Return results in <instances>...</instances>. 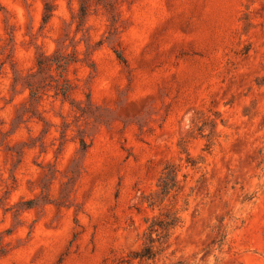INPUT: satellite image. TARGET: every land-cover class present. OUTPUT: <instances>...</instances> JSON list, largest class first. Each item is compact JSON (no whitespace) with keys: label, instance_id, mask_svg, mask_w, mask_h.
<instances>
[{"label":"rangeland","instance_id":"rangeland-1","mask_svg":"<svg viewBox=\"0 0 264 264\" xmlns=\"http://www.w3.org/2000/svg\"><path fill=\"white\" fill-rule=\"evenodd\" d=\"M189 248L264 264V0H0V264Z\"/></svg>","mask_w":264,"mask_h":264},{"label":"clouds","instance_id":"clouds-1","mask_svg":"<svg viewBox=\"0 0 264 264\" xmlns=\"http://www.w3.org/2000/svg\"><path fill=\"white\" fill-rule=\"evenodd\" d=\"M184 127H185V129H188L190 127V125L187 122H185ZM133 203H135V201H133ZM211 223L215 224V221L213 220ZM210 231H211V228H209L204 233V235H201L200 237H198V239L202 241L204 239V236H206L208 234V232H210ZM152 236H153V239L158 238L160 236L159 230H157L155 233H153ZM140 242L141 241L138 239L137 234L134 233L132 238L128 241L129 247L125 250V254H127V252H129V251H131V252L137 251L139 249V243ZM169 243H171V240L169 241ZM192 252H193V249L189 248V249H187V251L181 253V255H183L187 259L188 264H201L200 255H203V253H199L198 255L195 256V258L189 259V257H191V255H192ZM213 255L215 256L217 254L213 253ZM176 258L178 259L179 256ZM208 264H213L212 258H209Z\"/></svg>","mask_w":264,"mask_h":264},{"label":"trees","instance_id":"trees-1","mask_svg":"<svg viewBox=\"0 0 264 264\" xmlns=\"http://www.w3.org/2000/svg\"><path fill=\"white\" fill-rule=\"evenodd\" d=\"M168 172H169V169L166 168L164 170V172H163V174H162V176L160 178V182L158 184V187L162 191V194L165 195V196L167 194H169V191L171 190L170 184H168V183L167 184H163L164 181H165V179H166V177H167V175H168ZM169 176H170L169 177V180L171 181V183L174 182L175 174L174 173H171ZM147 251H148V249L146 248L142 252L141 251L140 252H136V253H134V257L135 258H138L140 260L154 258V257H152L151 252L148 251V253H146Z\"/></svg>","mask_w":264,"mask_h":264}]
</instances>
